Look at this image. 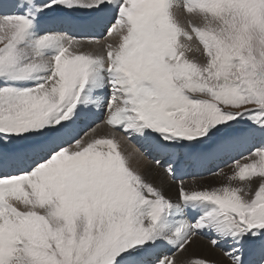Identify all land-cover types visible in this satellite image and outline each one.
I'll return each instance as SVG.
<instances>
[{
    "label": "snow or ice",
    "instance_id": "snow-or-ice-1",
    "mask_svg": "<svg viewBox=\"0 0 264 264\" xmlns=\"http://www.w3.org/2000/svg\"><path fill=\"white\" fill-rule=\"evenodd\" d=\"M0 264H264V0H0Z\"/></svg>",
    "mask_w": 264,
    "mask_h": 264
},
{
    "label": "bare ground",
    "instance_id": "bare-ground-1",
    "mask_svg": "<svg viewBox=\"0 0 264 264\" xmlns=\"http://www.w3.org/2000/svg\"><path fill=\"white\" fill-rule=\"evenodd\" d=\"M102 131H107V129H102ZM204 178H206V177H204ZM204 178H203V181H204ZM204 182H208V180L204 181ZM197 250H201V249H197Z\"/></svg>",
    "mask_w": 264,
    "mask_h": 264
},
{
    "label": "rangeland",
    "instance_id": "rangeland-1",
    "mask_svg": "<svg viewBox=\"0 0 264 264\" xmlns=\"http://www.w3.org/2000/svg\"><path fill=\"white\" fill-rule=\"evenodd\" d=\"M225 171H227V169H225ZM207 180H208V178H207V177H206V178H204V181H207ZM204 181H203V182H204Z\"/></svg>",
    "mask_w": 264,
    "mask_h": 264
}]
</instances>
